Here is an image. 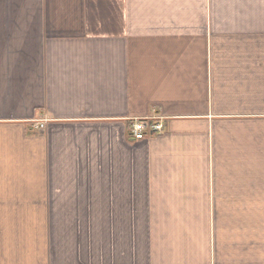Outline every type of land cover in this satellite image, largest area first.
Returning a JSON list of instances; mask_svg holds the SVG:
<instances>
[{
	"label": "crops",
	"instance_id": "obj_1",
	"mask_svg": "<svg viewBox=\"0 0 264 264\" xmlns=\"http://www.w3.org/2000/svg\"><path fill=\"white\" fill-rule=\"evenodd\" d=\"M0 264H264V0H0Z\"/></svg>",
	"mask_w": 264,
	"mask_h": 264
},
{
	"label": "built area",
	"instance_id": "obj_2",
	"mask_svg": "<svg viewBox=\"0 0 264 264\" xmlns=\"http://www.w3.org/2000/svg\"><path fill=\"white\" fill-rule=\"evenodd\" d=\"M165 129L164 118L153 117L138 119L132 122L130 135L134 141H142L148 135H162Z\"/></svg>",
	"mask_w": 264,
	"mask_h": 264
}]
</instances>
